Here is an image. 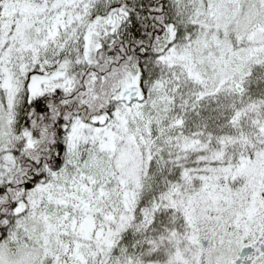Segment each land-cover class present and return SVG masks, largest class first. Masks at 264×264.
Listing matches in <instances>:
<instances>
[{
	"label": "snow or ice",
	"instance_id": "obj_1",
	"mask_svg": "<svg viewBox=\"0 0 264 264\" xmlns=\"http://www.w3.org/2000/svg\"><path fill=\"white\" fill-rule=\"evenodd\" d=\"M0 264H264V0H0Z\"/></svg>",
	"mask_w": 264,
	"mask_h": 264
}]
</instances>
